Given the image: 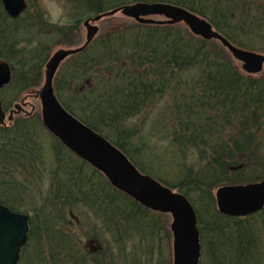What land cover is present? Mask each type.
<instances>
[{
  "label": "trees",
  "instance_id": "obj_1",
  "mask_svg": "<svg viewBox=\"0 0 264 264\" xmlns=\"http://www.w3.org/2000/svg\"><path fill=\"white\" fill-rule=\"evenodd\" d=\"M59 1L81 7L85 15H99L136 2L178 5L207 19L215 30L236 46L264 53V0ZM0 7V59L12 64L15 85L12 89L18 93L26 92L37 87L52 48L60 43L54 45L51 40L56 42V38L77 37L80 19L75 22L71 18L66 25L51 24L46 21L41 9L31 12L32 6H29L20 18L11 20L2 10L1 0ZM126 20L124 29L109 32L99 46H93L98 56L93 55L96 53L92 48L72 57L65 80L69 79L70 84L86 76L96 80V84L70 90L66 82L62 86L56 79L55 91L68 112L108 139L133 163L134 155L144 154L145 157L137 163L139 168L157 176L158 173L148 165V144L135 152L129 148L133 135L126 125L150 108L159 95L175 88L172 83L177 84L176 75L188 71L193 73L196 78L192 80L198 85V90L194 89L182 98V94H177V105L170 108L172 120H167L170 124L175 123L174 143L179 144V152L184 155L194 147L201 153L202 160L209 151L212 156L210 162L199 164L200 171H204L202 173L197 172V164L188 165L184 157L179 163L181 180L174 182L161 178L159 181L183 193L194 205L203 203L202 200L212 192V187L219 184L216 183L218 180L208 186L203 184L204 175L213 170L239 168L244 162L248 163L245 157L249 158L252 148L263 143L259 141L258 131L264 117V76L243 73L236 62L221 54L219 42L196 37L181 24L143 25ZM63 91L73 96L70 104L64 101ZM35 122L33 118L19 119L11 129L0 128V178H3V162L16 161L18 153L24 155V171L39 175L43 172L36 165L40 161L37 155L41 154L39 147L42 141L35 130ZM222 133H227V137ZM111 134L118 137L111 138ZM61 148L69 152L56 140L52 179L60 184L46 201L49 207L59 209L64 224L62 228H57L50 212L46 215L47 210L44 213L46 216L37 217L38 227L35 228L30 219L29 241L22 250L21 261L24 253L30 251L28 264H116L118 256L115 249L122 246L117 264H157L154 258L144 253L140 258L129 261L126 246L136 234L139 236L144 230L148 234L153 229L152 212L115 190L97 171H94L100 179L97 187H88V183L81 180L79 183L67 180L76 176V171L71 168L75 160L67 161ZM158 148L168 158L170 151ZM149 156L153 154L149 153ZM172 158L169 157L173 163L178 162L175 155ZM83 165L87 164L83 162ZM243 166L234 172L235 176L243 174ZM77 170L78 173L83 172L82 168ZM43 180L41 176V184H44ZM211 200L213 198L208 199ZM0 202L3 203V200L0 199ZM72 203L77 206L84 204L102 219L101 228L110 235L112 244L96 254L81 247L78 235L65 222L67 210H74L70 207ZM196 211L202 241L207 243L206 262L203 264H264V209L244 218L218 213L215 219L211 216L209 220L204 218L200 208ZM228 226L236 228L229 232L230 235L227 234ZM32 240L34 244H31Z\"/></svg>",
  "mask_w": 264,
  "mask_h": 264
},
{
  "label": "rangeland",
  "instance_id": "obj_2",
  "mask_svg": "<svg viewBox=\"0 0 264 264\" xmlns=\"http://www.w3.org/2000/svg\"><path fill=\"white\" fill-rule=\"evenodd\" d=\"M30 6H32L31 12H36V9H41V11L46 15V21H49L51 24H58V25H66L68 24L72 18V20L79 21V27L77 28V37H69L68 39L64 38H56L51 40L52 44H56L52 48L51 55L57 51L60 48H74V47H80L84 44L86 41V35L87 31L86 28L83 25V22L86 18L92 17L93 14L85 15L83 13V9L81 7H77L73 4H62L59 0H27ZM2 6V5H1ZM1 11V7H0ZM89 13V12H88ZM2 17V16H0ZM155 20H162V18L154 17ZM1 21L0 18V28H1ZM133 21V20H131ZM127 23L126 18L122 14H117L113 17H108L103 19L98 25L100 27V31L97 35V37L94 40V43L92 46H99L103 40V38L110 32H115L117 30H121L125 28V24ZM182 27L185 29L187 28L184 24H181ZM188 29V28H187ZM189 30V29H188ZM190 32V31H189ZM191 33V32H190ZM45 41V39H44ZM219 45V51L221 54L230 60L232 59L236 64H238L239 69L242 71L241 63L236 61L233 56L226 50H223L224 48ZM91 48V49H92ZM96 48V47H95ZM93 48L94 56H98L97 50ZM264 54V53H263ZM72 62V58H69L66 62L63 63L61 66L58 74H57V82L62 83V86H65V82L67 86L70 87V90H78L80 88L89 86V85H95L96 80L94 81L93 78H89L86 76H82L80 81L75 80L69 84V79L66 78L65 80V73L66 70L70 68ZM44 72L45 68L42 70V77L37 85L36 89L33 91V93L36 92V90H39L44 83ZM243 72V71H242ZM244 73V72H243ZM256 77L264 76V71L260 75H255ZM196 78L193 73L190 71L176 75V83H172V85H175V88L168 89L163 95H159L158 98L154 101L153 105H151L150 108H146V111L142 112L140 115L136 116L132 120H129V122L126 125V129L132 133V140L130 141L131 151L135 152L139 147H143L144 144H148V157L149 167L156 171L157 176L152 174H147L144 170L142 171L139 166L138 162L142 160L145 155L136 156L134 155V163L136 168L142 173L151 176L155 180L161 179V178H167L169 180H173L174 182H178L180 173L178 174L179 170V163L181 159H184L186 157L187 164H197V172L202 173L204 172L199 164L205 165L207 162H210L211 152L209 151L207 155L205 156V159L203 157V160L201 159L202 155L198 152L197 148L191 147V150L188 152H185L183 155L181 152H179L180 147L179 144L174 143V125L175 123H169L168 120H172L170 112V108H174L177 105V94H182L181 98L184 95H189L194 91V89L198 90V85L193 82L192 79ZM56 82V80H55ZM87 82V83H86ZM15 87L14 83L12 88ZM9 89L0 92V97L3 99H6L9 102V106L13 107L15 103L19 102L25 94H19L14 89ZM67 90V89H66ZM63 98L66 103H71L72 95L68 94L67 92H62ZM21 95V96H20ZM75 98V97H74ZM31 107L26 108L27 111H32V107L34 108V116L35 119L41 123V120H39V117L41 116V103L38 99L32 98L30 100ZM168 119V120H167ZM36 121V128H37V134L41 136L42 140V147L44 150L42 153L47 154L45 156L46 159L52 160L54 156V146H55V139L53 136L50 135L49 132L45 130L43 127V124L38 123ZM160 121V122H159ZM262 121V127H260L258 131L259 135V141L262 143L261 145H256V147L252 148V152L248 154L249 158L247 159V156L245 157V160L248 162H244V168L243 174H239L237 176L234 175V172L237 170L231 171L229 170H213L210 172L207 176L204 175V179L202 181L203 184H206L207 186L212 184L214 181L218 180L216 183H219L216 187H212V192L206 196L207 198L202 200L203 203L199 202L196 204L197 209L200 208L201 214L204 215V218L206 220H209L211 216H214V219L218 216V208H217V201H216V193L219 190V188L223 186H232L237 184H248V183H254V182H261L264 180V117L261 119ZM173 122V121H172ZM236 126V124H235ZM41 130V132H39ZM224 137H227V133H222ZM117 138V135L111 134V138ZM161 147L162 149L169 150L170 155L168 158H166L167 154L160 150L158 147ZM63 151V154L67 158V161L74 159V164L71 165V168L76 171V176L72 180L71 177H68L67 180L72 181L73 183H79L80 180L82 183H88V187H97L100 184V179L97 175H95L96 171L92 166L89 164L83 165V162L80 161L77 158H72V156L69 154V152L64 151L63 148H61ZM205 149L208 150L206 147ZM149 153H152L153 156H149ZM176 157L178 159V162L173 163L169 157L172 158V156ZM183 155V156H182ZM173 159V158H172ZM204 161V162H203ZM42 163V162H41ZM41 163L39 164L41 166ZM137 164V165H136ZM213 165V164H212ZM78 168H82L83 172L81 171L78 173ZM237 168V167H236ZM5 169L10 170L13 168H9V164H3V172H5ZM43 172L41 175L44 177L45 180H43L44 184L40 183V175L36 172H31L28 174V176H12V180L6 179L3 175V180H0V182L3 183V181L7 182V184L2 185L0 188V198L9 205V207L15 208L17 211H20L22 213L28 214L31 218L32 224L36 227L39 226L37 217L38 216H46L50 214L54 217V221L56 223L57 228H62V224H64L63 221H61L60 217V211L59 209L48 206L47 201L51 198V193L56 189L57 185L60 184L53 181L52 179V172H54V167L52 168H41ZM223 172H225L223 174ZM101 174V173H100ZM9 176V175H8ZM46 176V177H45ZM48 176V177H47ZM48 178V179H47ZM251 178V179H249ZM62 179V178H61ZM235 179V180H234ZM12 181V183H10ZM86 181V182H85ZM236 181V182H235ZM160 182V181H159ZM1 184V183H0ZM55 187V188H54ZM54 188V189H53ZM177 191V190H174ZM76 190L74 195L76 194ZM178 192V191H177ZM195 198H198L195 196ZM213 198V200L208 201ZM74 208L73 213L78 218V223L75 221H72V219L68 216L65 220L67 226L71 229V231L74 234L78 235V241L81 245V247L84 250L90 251V253H94L97 250L101 249L102 247H107L111 243L112 238H110V235H107L102 230V219L97 215L94 214L88 207H86L84 204L83 206H77L76 203H72L70 206ZM69 207V208H70ZM45 210L48 211V213L45 215ZM216 214V215H215ZM154 221L152 223V228L149 230L148 234L147 231L144 230L140 232L139 236L137 234L133 236L130 243H127L126 246H128L130 255L129 261L132 259H138L142 255H146L149 257L154 258V260L157 262V264H161L163 262H166V264H173V234L171 232V223L173 222V218L169 214H159V213H151L150 216ZM216 221V220H215ZM148 222V221H147ZM232 226H228L229 231H227V234H229L230 231L233 232L236 228H231ZM100 230V234L98 235ZM212 228H210L211 231ZM227 228L225 229V231ZM102 231V232H101ZM155 231V233H154ZM261 232V230L259 229ZM98 235V237H97ZM130 241V240H129ZM203 244V250L207 249V243L204 244L203 241H201ZM31 244H34V240L31 241ZM264 247V244L262 245ZM116 255L118 263V258L120 256V253L122 252V246H119V248H116ZM30 252V251H29ZM29 252H25L23 255V260L19 262V264H28L27 261V255ZM144 253V254H143ZM206 262V254L205 259L203 257V260L201 264ZM121 264V262H120Z\"/></svg>",
  "mask_w": 264,
  "mask_h": 264
},
{
  "label": "water",
  "instance_id": "obj_3",
  "mask_svg": "<svg viewBox=\"0 0 264 264\" xmlns=\"http://www.w3.org/2000/svg\"><path fill=\"white\" fill-rule=\"evenodd\" d=\"M5 11L17 18L27 8L25 0H2ZM121 12L140 24L175 25L185 23L190 31L205 40L220 42L232 56L243 63L242 68L251 75L264 69V54L246 51L234 46L222 34L214 30L205 19L179 6L166 3H136L117 8L89 19L86 42L75 49L57 50L46 65L42 88L37 92L42 104L44 126L58 140L84 161L103 173L110 184L144 208L162 214H171L173 222V264H199L201 259L200 232L197 216L191 202L181 193H175L149 175L142 174L129 158L107 139L68 113L59 102L54 79L63 61L84 52L94 41L99 27L94 25L104 17ZM164 16L165 21L148 19ZM93 23V24H92ZM12 73L7 63L0 62V88L9 84ZM22 110L16 105L11 111ZM5 119L0 102V123ZM217 207L221 214L240 217L256 213L264 208V181L249 185L226 186L216 193ZM29 231L28 217L16 214L0 204V264H18L22 247Z\"/></svg>",
  "mask_w": 264,
  "mask_h": 264
},
{
  "label": "flooded vegetation",
  "instance_id": "obj_4",
  "mask_svg": "<svg viewBox=\"0 0 264 264\" xmlns=\"http://www.w3.org/2000/svg\"><path fill=\"white\" fill-rule=\"evenodd\" d=\"M11 110V108L7 111L8 113H9V111ZM6 111V110H5ZM8 115V114H7ZM21 115V114H20ZM20 115H15V117H14V120L13 121H11V122H9L8 121V119H5V121H4V123L3 124H0V127L1 128H4V129H8L9 127H15L16 125H17V122H18V119L16 118V117H18V116H20ZM23 117H24V115H23ZM23 119H25V118H23ZM42 151H46V150H44L43 149V147H39ZM23 154L22 153H18V155H17V160L15 161L16 162V164H17V166H16V168L17 169H22V165H23V160H22V158H23ZM37 157H39L40 159H41V165H44V166H47V165H50V161H48L49 159H46L45 158V153H42V154H39V155H37ZM37 164V163H36ZM38 166H40L39 164H37ZM18 175V174H20V175H22V171L21 170H17V171H15V172H6L5 173V175H4V177L6 178V179H9V178H11L13 175ZM9 175V176H8ZM3 183L4 184H7V182H5V181H3ZM10 183H12V181H10Z\"/></svg>",
  "mask_w": 264,
  "mask_h": 264
}]
</instances>
